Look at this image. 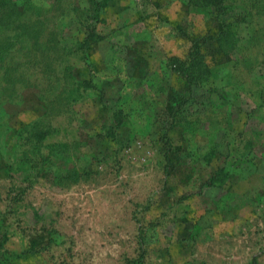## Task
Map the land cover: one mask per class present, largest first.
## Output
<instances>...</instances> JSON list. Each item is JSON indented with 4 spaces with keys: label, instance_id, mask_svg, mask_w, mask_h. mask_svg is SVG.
Here are the masks:
<instances>
[{
    "label": "rangeland",
    "instance_id": "374dc122",
    "mask_svg": "<svg viewBox=\"0 0 264 264\" xmlns=\"http://www.w3.org/2000/svg\"><path fill=\"white\" fill-rule=\"evenodd\" d=\"M33 1L90 7L94 95L43 139L38 88L1 103L0 264H264V0Z\"/></svg>",
    "mask_w": 264,
    "mask_h": 264
},
{
    "label": "trees",
    "instance_id": "16d2710c",
    "mask_svg": "<svg viewBox=\"0 0 264 264\" xmlns=\"http://www.w3.org/2000/svg\"><path fill=\"white\" fill-rule=\"evenodd\" d=\"M195 2L203 4V7L214 5L218 16L228 14L227 0ZM69 8L71 18L65 24L60 15H57L56 21H51L44 11L46 6L38 7L33 0H24L23 9L15 0H0V106L4 102H14L26 87L38 88V98L44 109L39 114V120L34 122V128H31L40 139L52 128L50 126L46 131L42 127L43 122L61 114L70 116L75 112L74 105L94 95L92 80L95 74L92 72L95 71L90 69L88 81L77 68L81 61L86 63L90 60L89 47L98 42L94 39L96 33L90 7L74 1L69 3ZM69 20L78 25L69 29L70 36L64 35ZM237 32L239 29L233 31L224 27L223 32L210 35L209 39L218 45H229L238 40ZM244 37L240 36V39ZM201 64H204V56L197 47L189 51L183 67L196 69ZM259 94L261 102L258 106L264 108V92ZM5 240V235H0V247Z\"/></svg>",
    "mask_w": 264,
    "mask_h": 264
},
{
    "label": "crops",
    "instance_id": "0c3cea01",
    "mask_svg": "<svg viewBox=\"0 0 264 264\" xmlns=\"http://www.w3.org/2000/svg\"><path fill=\"white\" fill-rule=\"evenodd\" d=\"M251 169H252V171H251L252 175L255 174V176L257 177V180L259 178H263L264 177V155L261 156L260 159H257L256 166H254Z\"/></svg>",
    "mask_w": 264,
    "mask_h": 264
},
{
    "label": "water",
    "instance_id": "95a60500",
    "mask_svg": "<svg viewBox=\"0 0 264 264\" xmlns=\"http://www.w3.org/2000/svg\"><path fill=\"white\" fill-rule=\"evenodd\" d=\"M244 264H255V263H244Z\"/></svg>",
    "mask_w": 264,
    "mask_h": 264
}]
</instances>
